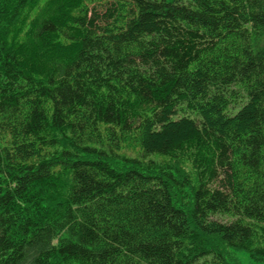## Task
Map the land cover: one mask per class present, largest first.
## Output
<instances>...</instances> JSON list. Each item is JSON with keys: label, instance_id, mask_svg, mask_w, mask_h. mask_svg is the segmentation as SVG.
<instances>
[{"label": "trees", "instance_id": "1", "mask_svg": "<svg viewBox=\"0 0 264 264\" xmlns=\"http://www.w3.org/2000/svg\"><path fill=\"white\" fill-rule=\"evenodd\" d=\"M234 251L264 262V0H0V264Z\"/></svg>", "mask_w": 264, "mask_h": 264}, {"label": "rangeland", "instance_id": "2", "mask_svg": "<svg viewBox=\"0 0 264 264\" xmlns=\"http://www.w3.org/2000/svg\"><path fill=\"white\" fill-rule=\"evenodd\" d=\"M222 219L225 220L224 217H221ZM234 257L237 258V260L241 263V264H264V262H256L253 261L252 259H250L247 255V253L242 252V251H234L232 252Z\"/></svg>", "mask_w": 264, "mask_h": 264}]
</instances>
